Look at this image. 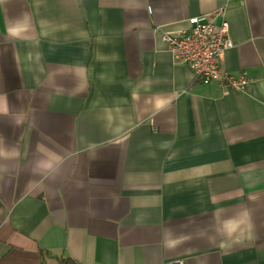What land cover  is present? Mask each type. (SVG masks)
<instances>
[{"label": "crops", "instance_id": "obj_1", "mask_svg": "<svg viewBox=\"0 0 264 264\" xmlns=\"http://www.w3.org/2000/svg\"><path fill=\"white\" fill-rule=\"evenodd\" d=\"M221 10L243 92L161 38ZM5 97L0 264H264V0H0Z\"/></svg>", "mask_w": 264, "mask_h": 264}, {"label": "built area", "instance_id": "obj_2", "mask_svg": "<svg viewBox=\"0 0 264 264\" xmlns=\"http://www.w3.org/2000/svg\"><path fill=\"white\" fill-rule=\"evenodd\" d=\"M220 22L194 17L188 20V28L177 34H164L162 40L167 51L178 64L189 66L199 82H216L235 92H243L251 83L244 75L233 77L221 67V57L233 46L224 10L216 14ZM167 264H183L182 260Z\"/></svg>", "mask_w": 264, "mask_h": 264}, {"label": "clouds", "instance_id": "obj_3", "mask_svg": "<svg viewBox=\"0 0 264 264\" xmlns=\"http://www.w3.org/2000/svg\"><path fill=\"white\" fill-rule=\"evenodd\" d=\"M17 32H18V29L15 27L9 29L10 35L14 36L17 34ZM0 111H3V112L7 111V99H6V97L2 101H0ZM44 167L51 169V168H53V164L47 163L44 165Z\"/></svg>", "mask_w": 264, "mask_h": 264}, {"label": "trees", "instance_id": "obj_4", "mask_svg": "<svg viewBox=\"0 0 264 264\" xmlns=\"http://www.w3.org/2000/svg\"><path fill=\"white\" fill-rule=\"evenodd\" d=\"M58 261L60 264H76L74 261L70 260L69 258H59Z\"/></svg>", "mask_w": 264, "mask_h": 264}]
</instances>
